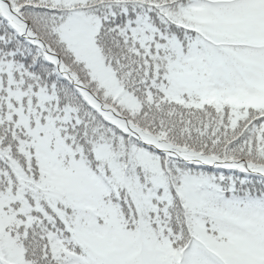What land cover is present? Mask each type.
<instances>
[{
    "label": "snow or ice",
    "instance_id": "1",
    "mask_svg": "<svg viewBox=\"0 0 264 264\" xmlns=\"http://www.w3.org/2000/svg\"><path fill=\"white\" fill-rule=\"evenodd\" d=\"M0 264H264V0H0Z\"/></svg>",
    "mask_w": 264,
    "mask_h": 264
}]
</instances>
